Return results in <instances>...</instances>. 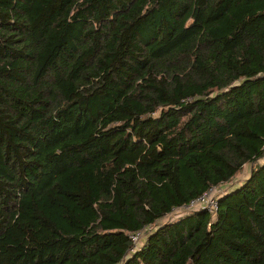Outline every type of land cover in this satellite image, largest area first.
I'll list each match as a JSON object with an SVG mask.
<instances>
[{"label": "trees", "instance_id": "1", "mask_svg": "<svg viewBox=\"0 0 264 264\" xmlns=\"http://www.w3.org/2000/svg\"><path fill=\"white\" fill-rule=\"evenodd\" d=\"M263 156L264 0H0V264H264Z\"/></svg>", "mask_w": 264, "mask_h": 264}, {"label": "built area", "instance_id": "2", "mask_svg": "<svg viewBox=\"0 0 264 264\" xmlns=\"http://www.w3.org/2000/svg\"><path fill=\"white\" fill-rule=\"evenodd\" d=\"M223 185L224 184L219 185V186L216 185V186L210 187L209 190H207L206 192L197 196L196 198L192 199L189 203H185L183 205H180V206L173 208V210L171 212L181 211L183 214V213H186L189 211H193V210H197V209H201V208L202 209L207 208V209H209L215 213L219 207V194L222 192V190H220V188ZM149 226H152V225H149ZM147 227H145L142 230H139L137 232L132 233V239H133L134 244H135L134 247L132 248V250H134L135 247L137 246V242L140 240L141 236L144 234V231Z\"/></svg>", "mask_w": 264, "mask_h": 264}, {"label": "rangeland", "instance_id": "3", "mask_svg": "<svg viewBox=\"0 0 264 264\" xmlns=\"http://www.w3.org/2000/svg\"><path fill=\"white\" fill-rule=\"evenodd\" d=\"M264 161V156L259 159L257 162H262ZM253 163H247L243 170L241 172H239L231 181H229L228 183L224 184L223 186H221L220 190H224L225 188H232L235 185H238L239 183H241L250 173L251 169H252ZM182 212L181 211H174L171 212L170 214H167L166 216H164L163 218L160 219V221H167L170 219H173L179 215H181ZM155 227V225L152 226H148L145 231L144 234L141 236L140 240L137 242V246H141L147 238V235L149 234V232ZM133 251V250H131Z\"/></svg>", "mask_w": 264, "mask_h": 264}, {"label": "crops", "instance_id": "4", "mask_svg": "<svg viewBox=\"0 0 264 264\" xmlns=\"http://www.w3.org/2000/svg\"><path fill=\"white\" fill-rule=\"evenodd\" d=\"M262 158V157H261ZM261 158H259V159H261ZM262 162H264V161H262ZM248 177V176H247Z\"/></svg>", "mask_w": 264, "mask_h": 264}]
</instances>
